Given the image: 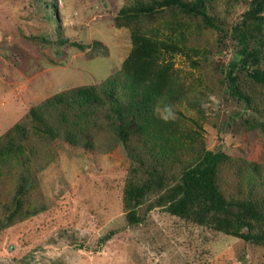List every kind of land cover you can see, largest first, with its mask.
Here are the masks:
<instances>
[{
	"label": "rangeland",
	"instance_id": "374dc122",
	"mask_svg": "<svg viewBox=\"0 0 264 264\" xmlns=\"http://www.w3.org/2000/svg\"><path fill=\"white\" fill-rule=\"evenodd\" d=\"M182 1L204 9L217 28L177 7L140 12L136 0H0V146L23 147L31 160L29 170L0 172V264H264V242L163 208L142 206L141 223L128 225L123 191L128 178L148 179L151 140L133 128L124 144L108 128L107 107L91 116L96 127L43 108L59 93L122 73L133 37L147 38L160 47L154 58L166 69L176 113L163 135L177 153L165 155V183L181 157L204 148L225 157L218 185L227 199L263 197L264 83L248 78L232 28L244 21L264 70V0ZM253 7L256 17L245 18ZM250 174L261 175L251 186Z\"/></svg>",
	"mask_w": 264,
	"mask_h": 264
},
{
	"label": "trees",
	"instance_id": "16d2710c",
	"mask_svg": "<svg viewBox=\"0 0 264 264\" xmlns=\"http://www.w3.org/2000/svg\"><path fill=\"white\" fill-rule=\"evenodd\" d=\"M254 1L259 5L260 0ZM136 2L140 12L152 14L157 8L177 7L185 13L200 15L206 25L217 28L204 9L190 7L182 0H159L153 2L155 5L145 0ZM203 2L198 0L199 7L204 4ZM255 14L256 10L253 7L244 16L253 19L256 17ZM242 23L232 28L236 43L239 45L237 56L251 68L247 73L248 78L256 83H264V70L260 68L262 50L257 39L241 25ZM159 48L147 38L135 35L131 55L125 62L122 73L100 86H83L59 93L48 99L43 108L50 107L57 111L64 109L69 115L62 113L58 117L62 122H71L74 126L96 127L98 124L91 116L96 115L100 107H107L108 112L112 113L107 117L108 128H115L124 144L128 132L133 128L143 138L151 140L148 149L152 155L148 156V179L136 182L128 178L123 191L122 202L128 225L141 223L142 206L146 212L159 207L171 216L189 220L213 231L245 241L263 243L264 196L227 199L222 194L218 185V173L225 159L222 153L202 148L194 157L188 159L181 157L179 172L172 183L168 185L165 183L164 160L165 162L170 160L165 155H171L176 159L177 153L174 148L175 141L170 145L166 144L168 138H163L165 131L171 126L155 114L158 102L165 104L173 99L172 84L168 83L166 69L158 66L157 59L154 58ZM238 98L248 101L240 92ZM261 131L264 133V123H261ZM155 148L159 151L151 150ZM171 150L173 154H170ZM30 162L25 148L0 146V172L4 170L7 172V167L29 170ZM247 165L256 168L255 164ZM257 177L250 174L247 183L251 186V179L257 182ZM112 234L113 231L107 233L104 238H110Z\"/></svg>",
	"mask_w": 264,
	"mask_h": 264
},
{
	"label": "clouds",
	"instance_id": "9594fccd",
	"mask_svg": "<svg viewBox=\"0 0 264 264\" xmlns=\"http://www.w3.org/2000/svg\"><path fill=\"white\" fill-rule=\"evenodd\" d=\"M157 114H158V118L165 123L174 121L176 119V113L173 109V106L170 103H165L163 104V106H160L158 102Z\"/></svg>",
	"mask_w": 264,
	"mask_h": 264
}]
</instances>
